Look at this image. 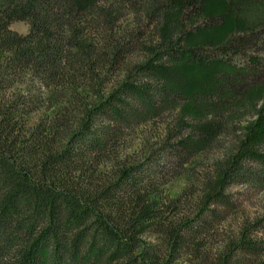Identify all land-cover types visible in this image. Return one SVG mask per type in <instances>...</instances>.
<instances>
[{
    "label": "trees",
    "instance_id": "trees-1",
    "mask_svg": "<svg viewBox=\"0 0 264 264\" xmlns=\"http://www.w3.org/2000/svg\"><path fill=\"white\" fill-rule=\"evenodd\" d=\"M215 1L0 0V264H264V203L227 222L264 189V22L189 41L264 0Z\"/></svg>",
    "mask_w": 264,
    "mask_h": 264
},
{
    "label": "rangeland",
    "instance_id": "rangeland-1",
    "mask_svg": "<svg viewBox=\"0 0 264 264\" xmlns=\"http://www.w3.org/2000/svg\"><path fill=\"white\" fill-rule=\"evenodd\" d=\"M219 3V7L223 9L226 5V0H216ZM218 19L217 21L206 22V19L196 18L193 22L194 28L198 29L192 35L189 40L192 43H198L202 45L214 46L218 42L222 41L227 34L241 31L242 27L253 28L257 27L264 22V1L259 3H246L236 11V14L230 15L225 21ZM215 23V26H210ZM207 27V28H205ZM11 30L18 34H26L29 32V25L27 22L19 20L12 22L10 25ZM239 30V31H238ZM232 32V33H234ZM246 95L249 98L259 96L261 101L264 100V84H258L255 87L248 88ZM42 113V112H41ZM37 118V115L30 117L31 121ZM243 125V124H241ZM233 135L230 131H225L221 134L219 140H217L218 150H224L225 147L232 142ZM186 176L175 178L167 185V191L171 195H175L185 185ZM232 191L237 194L238 209L233 212V215L227 222H232V227L235 226V217L242 215H249L250 217H256L261 214L262 205L264 203V189H254L245 186H236L232 188ZM264 236V228L262 229Z\"/></svg>",
    "mask_w": 264,
    "mask_h": 264
}]
</instances>
